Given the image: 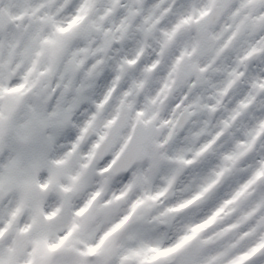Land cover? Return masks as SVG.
<instances>
[{
    "label": "snow or ice",
    "instance_id": "6c2138e0",
    "mask_svg": "<svg viewBox=\"0 0 264 264\" xmlns=\"http://www.w3.org/2000/svg\"><path fill=\"white\" fill-rule=\"evenodd\" d=\"M51 3L53 0H47ZM67 2V0H65ZM26 6L22 10V16L29 18L31 23L26 27L19 25L12 31V25L17 19L15 14L9 13L7 21L3 17V10H0V147L3 146L5 137L13 138L21 147L8 159L0 164V200L5 195L12 193L15 200L10 207L0 209V264H90L89 257H97L96 264H195V254L178 253L187 241L193 240L198 233L212 225L214 221L228 213L240 210L235 220L226 223L215 235L227 236L225 247L217 254L211 256L206 264H217V261L226 257L224 264H264V198L253 204L243 207L242 202L246 201L250 191L259 184H264V157L253 159V153L257 142L264 138V118L257 119L251 127L242 130L243 138L233 136L232 129L238 127L237 122L244 116L254 103L256 94L249 92L236 101L231 109L224 107L223 97L229 93L235 85V80L228 81V87L219 91L214 103L211 105L200 104L198 97L191 96L189 91L178 98V102L172 109L171 120H164L162 123H171L173 127L183 125L194 115L192 111L196 107L214 113L223 108L226 116L217 122V130L208 133L206 127L192 133L190 146L175 150L172 154L162 150L163 145L155 139L154 132L150 127L156 119L154 112L148 120L140 121L143 113L138 112L137 123L143 126L137 132V124L132 125V131L136 132L134 143L128 156L121 167H127L132 159H147L148 168L145 172L136 175L129 184L113 200L106 205L94 209L89 219L97 215H108L113 209V201H118L132 191L137 185H149L155 173L163 170L168 172L163 176L164 184L155 192L145 190L141 196L133 199L127 212L120 216L105 232L107 237L112 233L122 232L108 246L100 252L97 249L104 242L102 237L100 243L95 246L84 244V248L78 245L83 243L79 238H73V233L81 229L82 225L74 218L70 226L63 232L54 228L51 224L45 223L56 216L59 209L53 212L43 210V202L50 187H58L63 193H69L76 187L77 177H72L73 184L64 187L59 184L61 168L64 160H57L49 163L43 156L30 155L28 145L37 136L39 131L49 125L57 114L47 113L38 107H32L28 117L23 122L17 120V112L23 104L19 96L6 95L14 93L23 84L12 87L6 85V80H11L24 60L36 57H45L49 69L55 67L72 49L75 39L84 37L87 29H73L74 25L83 19L92 6V0H83L77 9V14L67 21V26H61V22L55 19L54 14L45 13L37 16L36 8L29 10V0H22ZM114 9L120 0H110ZM234 0H193L187 5L175 6V0H156L143 16V28L146 34L151 33L159 20L165 16H173L171 27L162 29L161 55L164 50L172 46L176 52L169 65L168 75L162 82V87L157 91L149 103L157 104L162 102L171 90L172 83H183L190 77L206 71V65L210 58L221 55L247 25L248 15L240 17L241 10L253 4H264V0H238V7L232 8ZM143 0H129L126 5L127 15L121 20V25L126 27L127 21L140 14L143 9L140 7ZM112 10V9H109ZM60 11V9H57ZM157 11L159 14L157 15ZM228 13L229 19L234 23H223L219 30H214L220 22L221 17ZM90 27L99 30L95 23ZM229 34L226 36L225 33ZM8 39L5 41L4 36ZM112 37L105 33L102 43L97 47L81 46L71 52V59L68 66L78 69L89 55H94L107 49ZM5 45L8 48V57L2 55ZM255 50V49H254ZM81 58H77V57ZM203 62V63H202ZM99 63V62H98ZM127 64L135 63L132 60ZM160 63L159 60L144 67L145 74L151 73ZM93 65L88 74L92 75ZM122 64L120 72H124ZM237 74L232 73L235 77ZM27 79V76L24 77ZM147 79L136 84L137 88L144 86ZM253 89H264V84L253 83ZM127 95V93H125ZM107 99V96L105 97ZM98 108L101 105L97 106ZM127 107H130L127 106ZM119 115V110H118ZM117 117L107 121L106 127H111ZM205 125L207 121L204 122ZM120 127L116 129L114 136H118ZM202 135L207 136L205 140L195 145ZM172 133H169L171 138ZM231 138V143H229ZM103 139V137H101ZM133 139L129 133L121 152L125 150L128 142ZM223 148V151L218 149ZM191 153L189 157L188 154ZM117 158L120 152L116 153ZM66 159V158H65ZM217 162L213 163V160ZM248 159L245 168L240 164ZM199 165L203 169H210L202 176L197 186L190 195L175 204L163 208L157 215L152 217L153 221L167 223L172 216L181 210L195 208L198 205L212 206L213 210L201 220L187 225L185 233L174 243L166 244L163 239L136 227L144 220L146 214L160 202V198L172 188L176 176L185 168ZM174 165V167H168ZM47 167V178H40L41 168ZM237 171L245 172L244 178L236 184L232 191L223 199L220 198L221 186L227 187L231 183L233 174ZM92 199H95L93 196ZM92 200H89L83 207L74 213V217H80L88 210ZM61 207H71V197L63 196ZM27 214V221L21 223V218ZM86 223V222H85ZM207 244V240L200 241Z\"/></svg>",
    "mask_w": 264,
    "mask_h": 264
},
{
    "label": "clouds",
    "instance_id": "9594fccd",
    "mask_svg": "<svg viewBox=\"0 0 264 264\" xmlns=\"http://www.w3.org/2000/svg\"><path fill=\"white\" fill-rule=\"evenodd\" d=\"M156 0H143V11L127 21L126 27L121 25V20L127 15L126 5L129 0H120V3L113 9L110 0H92V6L87 14L83 16L77 25V29H87L84 37L74 40L64 58L49 69L48 61L45 57L32 56L31 59L24 60L11 80H6V85L16 87L23 84L14 93L6 95L19 96L23 100L16 116L19 122L27 119L32 107L43 109L47 113L55 112L49 125L39 131L37 136L28 145L30 155L43 156L49 163L57 160H64L60 165L61 175L59 184L69 187L73 184L72 177H77V187L69 193H63L58 187H50L47 190L43 202V210L53 212L59 209L56 216L45 223L51 224L54 228L63 233L72 223L73 219L82 227L73 233V238H79L84 244L95 246L104 242L97 249L100 252L108 246L118 236H123L122 232L112 233L105 237L111 225L128 210L130 202L141 196L145 190L155 192L163 184V176L167 175L166 170H161L151 178L149 185H137L135 189L126 193L118 201H113V209L108 215H97L92 219L89 216L95 208L106 205L113 200L114 195H119L127 184L133 181L136 175L145 172L148 168L147 159H132L127 167L121 165L128 160L131 147L134 143L136 132L132 131V125L137 124V132L143 126L137 123L138 112L143 113L139 117L140 121L148 120L154 112L156 119L152 121L151 128L155 139L163 145L162 150L172 154L175 150L190 146V138L193 132L202 127H206L208 133L217 130V122L227 115L223 108L214 113L200 107L194 108L189 120L183 127H173L171 123L164 124L162 121L171 120L172 109L178 102V98L189 91L191 96L198 97L200 104L211 105L218 96L220 90L228 87L229 80H235V85L229 93L223 97L224 107L231 109L236 101L254 92L256 98L248 109V112L237 122L238 127L232 129L233 136L243 138L242 130L251 127L257 119L264 118V89H253V83L264 84V4H253L241 10L237 20L248 15L246 27L237 34L229 47L219 56L210 58L206 65V71L196 76L190 77L183 83H172L171 90L164 96L162 102L151 104L149 101L155 97L157 91L162 87L164 78L168 75L169 65L172 62L176 49L174 46L165 49L161 55L162 29L170 28L174 17L169 15L161 18L155 25L151 33L146 34L143 30V16ZM193 0H175V6L187 5ZM83 0H29V10L36 8L37 16L45 13L54 14L55 19L61 22V26L66 27L67 21L77 14V9ZM26 5L22 0H0V10H3V17L7 21L9 13L15 14L17 19L12 25V31L19 25L27 26L31 21L22 16V10ZM232 8L238 7V0H234ZM60 9V11H57ZM112 9V10H109ZM159 12L157 11V15ZM234 23L229 19L228 13L221 17L220 22L214 30H219L223 23ZM95 23L99 30L90 27ZM105 33L112 39L106 50L89 55L84 59L83 64L75 70L68 66L71 59V52L81 46L97 47L103 41ZM229 33L226 32L227 36ZM5 41L8 36L5 34ZM255 49V50H254ZM7 59L8 48L5 45L2 53ZM78 59L81 57H77ZM132 60L135 63L127 64ZM159 60L158 66L149 74H145V66ZM99 62V63H98ZM203 63V62H202ZM124 65L125 71L120 72V66ZM93 65L92 75L88 74ZM232 73H236L235 77ZM27 76L25 80L24 77ZM147 79L144 86L137 88L136 84ZM127 93V95H125ZM107 96V99L105 97ZM101 105V107H97ZM130 107H127L129 106ZM119 110V115H118ZM117 117L111 127H106L107 121ZM205 121L207 124L205 125ZM123 123L118 136H114L116 129ZM172 133L169 138V133ZM129 133L133 139L128 142L125 150L121 152ZM103 137V139H101ZM207 136L198 138L195 145L198 146ZM231 143V138H229ZM21 146L11 137L6 136L2 147H0V164H3L12 157ZM223 151V148L218 149ZM120 152L117 158L116 153ZM191 156V153L188 154ZM253 159L264 157V138L255 145ZM66 158V159H65ZM217 162L215 159L213 163ZM248 159L241 162L240 168H245ZM174 167V165H169ZM210 169H201L199 165L185 167L177 176L174 185L160 198V202L155 205L145 216L144 220L136 225L142 231L154 236L161 237L166 244L174 243L185 233L187 225L201 220L209 214L215 205H198L195 208H188L176 213L167 223L153 221L152 217L157 215L164 207L177 203L188 197L191 191L197 186L200 179ZM48 175L47 167L41 168L40 178L46 179ZM245 172L237 171L231 178V183L222 190L220 198L227 196L239 183ZM71 197V207H61L63 196ZM95 196V199H92ZM264 198V184H259L250 191L246 201L242 202L241 210L259 199ZM15 200V195L9 193L0 200V209L8 208ZM89 200V205L85 214L74 217V213L83 207ZM240 210L227 215L221 214L212 225L198 233L193 240L187 241L178 253L195 254V264H206V261L213 255H217L226 244L227 236L215 235L226 223L236 219ZM27 221V214L21 218V223ZM86 222V223H85ZM207 240V244L200 241ZM97 257L90 256V264H96ZM226 257H222L217 264H224Z\"/></svg>",
    "mask_w": 264,
    "mask_h": 264
}]
</instances>
